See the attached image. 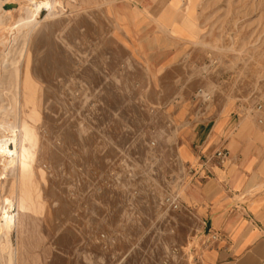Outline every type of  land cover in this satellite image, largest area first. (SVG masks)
Returning <instances> with one entry per match:
<instances>
[{"label":"rangeland","instance_id":"obj_1","mask_svg":"<svg viewBox=\"0 0 264 264\" xmlns=\"http://www.w3.org/2000/svg\"><path fill=\"white\" fill-rule=\"evenodd\" d=\"M50 1L27 29L31 0H0V104L18 67L20 117L15 143L0 129V264H201L181 139L264 122V0Z\"/></svg>","mask_w":264,"mask_h":264},{"label":"crops","instance_id":"obj_2","mask_svg":"<svg viewBox=\"0 0 264 264\" xmlns=\"http://www.w3.org/2000/svg\"><path fill=\"white\" fill-rule=\"evenodd\" d=\"M181 141L184 200L202 222L201 264H264V122L203 118Z\"/></svg>","mask_w":264,"mask_h":264},{"label":"bare ground","instance_id":"obj_3","mask_svg":"<svg viewBox=\"0 0 264 264\" xmlns=\"http://www.w3.org/2000/svg\"><path fill=\"white\" fill-rule=\"evenodd\" d=\"M43 7H47L49 15H55L56 13L60 12L59 9H57L56 7H54L51 4L50 0H31V4L28 6V8L26 7L27 8L26 15L19 19L16 27L18 28L20 26V28L26 27L28 29L32 24H34V22L36 20H38L39 13ZM1 23H2V21H0V24ZM15 35H16V33H15ZM26 35L27 34L25 33L24 36H26ZM9 60H10L9 58L5 57L4 60L0 62V66H3L5 68L9 62ZM13 62L16 63L17 61H15L13 59ZM17 70H18V67L15 69V74L13 73L15 83L14 82L11 83V85L12 84L13 85L12 86L10 85L8 88L2 86V87H4L3 89H6V92L10 91L12 93L11 102H9L8 105L0 104V110H1L0 129L4 132L3 133L1 131L3 134L11 133L10 138L8 136H6L7 134L4 135V136L8 137L5 140L9 141V144H11V143L13 144L16 141V136H17V132H16L17 130L16 129L18 127V121L20 118L19 112H18V97H17L18 86L16 84V77H17L16 71ZM17 80H18V78H17ZM0 96H2V94H0ZM11 119H12V121H11ZM0 142H3L2 139H0ZM3 150H4V147H3ZM6 152L9 155L8 156L9 158H7V157L3 158V159L1 158L0 159L1 165H3L4 167H7V165L8 166L14 165L16 153L12 152L11 149H7V148H6ZM2 157H3V155H2ZM9 207H10V199L8 200V208ZM5 213L6 214H5L4 218H5L6 225H5L4 231L0 233V260H2V258H7V260L8 259L13 260L14 256H13L12 244L10 242V231L14 227L15 222H14V217H13L12 211L10 212L9 210H5Z\"/></svg>","mask_w":264,"mask_h":264},{"label":"built area","instance_id":"obj_4","mask_svg":"<svg viewBox=\"0 0 264 264\" xmlns=\"http://www.w3.org/2000/svg\"><path fill=\"white\" fill-rule=\"evenodd\" d=\"M216 157L218 158L220 163H224L228 157V152L225 150H220L216 153ZM165 200L166 203L173 208H178L180 205V200L178 195L167 196Z\"/></svg>","mask_w":264,"mask_h":264}]
</instances>
